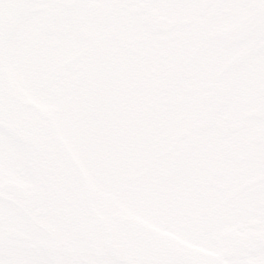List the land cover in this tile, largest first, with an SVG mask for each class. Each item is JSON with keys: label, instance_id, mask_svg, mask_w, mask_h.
I'll return each mask as SVG.
<instances>
[{"label": "snow or ice", "instance_id": "1", "mask_svg": "<svg viewBox=\"0 0 264 264\" xmlns=\"http://www.w3.org/2000/svg\"><path fill=\"white\" fill-rule=\"evenodd\" d=\"M0 264H264V0H0Z\"/></svg>", "mask_w": 264, "mask_h": 264}]
</instances>
